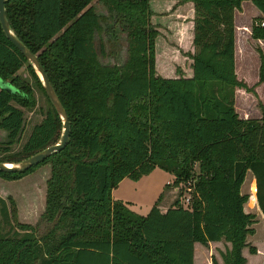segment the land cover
<instances>
[{
	"label": "trees",
	"instance_id": "trees-1",
	"mask_svg": "<svg viewBox=\"0 0 264 264\" xmlns=\"http://www.w3.org/2000/svg\"><path fill=\"white\" fill-rule=\"evenodd\" d=\"M178 1L194 7L192 76L156 71L159 31L150 0H5L10 27L37 54L70 131L65 146L39 163L0 170L10 180L50 165L40 215L45 233L18 219L12 196L0 195V264H194V242L212 240L230 242L221 252L224 264H245L244 246L256 252L246 242L255 214L244 209L249 195L241 186L251 170L264 214V103L255 90L264 81V50L256 46L258 79L248 84L235 69L234 12L244 0ZM250 1L261 12L251 20V36L264 39L258 24L264 0ZM23 64L32 80L19 73ZM0 78L14 88H0V129L7 133L0 161H18L55 143L59 114L1 24ZM34 87L48 106L21 148L7 152L24 128L22 107L36 103ZM236 88L255 96L259 116L239 114ZM156 166L173 181L146 214L112 197L125 176L137 179ZM188 179H194L191 207L179 203L177 188ZM166 191L173 194L167 205Z\"/></svg>",
	"mask_w": 264,
	"mask_h": 264
},
{
	"label": "rangeland",
	"instance_id": "rangeland-1",
	"mask_svg": "<svg viewBox=\"0 0 264 264\" xmlns=\"http://www.w3.org/2000/svg\"><path fill=\"white\" fill-rule=\"evenodd\" d=\"M176 4H183L182 2ZM97 5V4H96ZM182 7L184 6L181 5ZM171 7V5H170ZM97 10L99 12H104L103 8L101 6H97ZM183 11L182 14L180 12H172L171 10H164L162 9L161 12L156 13V17L154 18L156 21H159L157 25H159L162 28L161 36L159 38L160 41V51L162 52V56H165V53L168 46L166 47L165 44H169L170 46V52H171V58L165 57V60L161 61L163 63L161 68H163L164 71H170L172 76L180 75L182 72L180 70H183V73L186 74L187 71H189L190 66V58L186 52L190 51L191 45L189 44L190 41V35H189V28H190V20L192 19L193 11L192 8H185L183 7L181 9ZM174 29L179 30L181 33V37L179 38V42L177 39L176 33H174ZM183 32V33H182ZM185 37V38H183ZM119 39L122 44V48L120 50L121 58L124 57V46H125V39L124 34H119ZM177 39V40H176ZM96 45L98 44V41H95ZM182 43V44H181ZM182 45V46H181ZM256 46H259L257 42L251 41L249 39V44L247 49H241L239 47V52L242 54V52H246V59L248 61L247 66V79L250 83H252L253 79L257 78L258 75V67L255 65L254 57L255 55ZM257 52V51H256ZM111 59V57H104L103 60ZM159 67V71L161 69ZM158 72V70H157ZM19 73L25 76L28 80H32L30 73L28 69L26 68L25 64L21 66L19 69ZM159 73V72H158ZM168 77V76H167ZM2 86L0 85V88ZM8 90H13V86H7L5 87ZM34 97H35V105L33 107L27 108L22 107L24 110V118H25V124L24 128L22 130L21 136L18 141L12 143L9 147L10 150L7 152H14L21 148L23 142L27 138L28 134L30 133L33 125L37 122H39L43 117V111L48 106V101L45 97V95L39 90L37 87H34ZM242 104H245V101H242ZM250 106V111H254L252 113H249V116H259L260 110L259 108H256V100L251 101L248 103ZM243 106V105H242ZM242 107H240L241 109ZM242 110V109H241ZM6 131L0 130V143L6 139ZM2 150H0V155L3 154ZM50 174V165L45 164L42 165L33 172H30L26 175H24L21 178L18 179H4L0 177V195L7 199V197L10 195L14 198L16 205H17V211H18V219L23 222H29L35 226V232L38 235H41L45 233L48 224L46 221H44L40 215L44 209V194L45 186H46V179ZM254 176L251 170H248L245 175L244 182L241 186V191L244 193H247L249 195V202L248 200L245 202V205L247 209H249V206H254L255 201L254 197L252 196L251 188L254 183ZM172 180V173L156 166L152 171H150L147 174L142 175L141 177L134 179L129 176H125L122 180L118 182V184L113 188L112 193L113 196L116 199H124V201L131 205V209H136L137 211H140L144 214H146L151 206L153 205L154 201L156 200L159 193L162 191L163 186L165 183H168ZM256 193V190H255ZM166 198L164 199V204L167 205L171 202L173 198V194L169 191L165 192ZM254 198V199H253ZM248 203V204H247ZM255 214V213H254ZM256 217V214H255ZM256 220L254 222L255 226L254 231L257 228V231L254 235L251 236V234L248 235L249 239L251 238L256 244L264 249V219L255 218ZM256 227V228H255ZM264 253V250L262 251ZM209 256V255H208ZM213 258L216 260L214 255H212V260L210 257V260L212 261V264H215L213 261ZM223 261V259H222ZM200 261L197 260V263ZM218 264V263H217ZM224 264V262H223Z\"/></svg>",
	"mask_w": 264,
	"mask_h": 264
},
{
	"label": "crops",
	"instance_id": "crops-1",
	"mask_svg": "<svg viewBox=\"0 0 264 264\" xmlns=\"http://www.w3.org/2000/svg\"><path fill=\"white\" fill-rule=\"evenodd\" d=\"M176 2H182L184 4L183 7L185 8H192V19L190 20V28H189V35H190V41H189V44H192V38H193V16H194V7H193V2L192 1H178V0H150V6H151V9L153 11L152 15H151V20L154 24H158L159 21H156L154 18L156 17V13L157 12H161L162 9L164 10H171L172 9V12H180V14L183 13V11H181V9L183 8L181 5L183 4H176ZM171 5V7H170ZM261 12L260 10L250 1V0H244L242 3H241V9L240 10H236L234 12V22H235V69H236V73H237V76L239 78H242L244 79L248 84H251L249 82V80L247 79V75H248V71H247V66H248V61L246 59V55L245 53L246 52H242V54L238 53L239 51V47L241 49H247L248 47V44H249V39L251 41H256L255 38H253L251 36V33H250V29H249V26L251 24V20L254 16H258L260 15ZM156 24V27L158 29V35L156 36V39H155V65H156V71L158 70L159 74L163 75V76H168V77H173L170 73V71H164L163 68H161L162 64L161 61L165 60V57L166 59L167 58H171V52H170V46L169 44H165V46L167 48L166 52L165 53V56L163 57L162 56V52L160 51V41H159V38L161 36V32H162V28ZM174 33H176L175 35H177V39L178 41H176L177 43L179 42L180 44V41H179V38L181 37V33L179 30L176 31V29H174ZM183 33V32H182ZM185 38V37H183ZM176 39V40H177ZM182 44V43H181ZM182 46V45H181ZM194 51V47H193V44L191 45V49L190 51H187V54L190 58V66H189V71H187L186 74L183 73V70L182 71L180 70V72H182L181 74H183L184 76H192L193 75V69L191 67V64H192V58L190 57V54L189 53H192ZM255 51V55L257 54L256 57H254V60H255V65L256 67L259 66V54L258 52H256L257 50H254ZM159 67L161 68L159 71ZM178 76V75H177ZM258 79V75H257V78L253 79L252 83H254L255 81H257ZM255 90L256 92L258 93L259 97L261 98L262 102L264 103V81L262 82H259L258 84H256L255 86ZM256 100L255 96L251 93V92H248L246 90H244L243 88H236V96H235V106H236V109L237 111L239 112V114L241 116H248L249 113H252L254 112L253 110L250 111V106L248 105V103H250L251 101H254ZM242 101H245V104H242ZM243 105V106H242ZM240 107H242L240 109ZM254 179V183L253 185H256L255 183V178ZM253 185H252V188H251V192H252V196L255 198L254 201H255V205L252 207L250 205L249 206V209H247L246 205L244 204V209L246 211H250V212H253L256 214V217L255 218H262L264 219V214L261 212L260 208H259V205L257 203V200H256V195L255 193H253L252 189H253ZM45 190H46V186H45ZM113 190V189H112ZM44 194V202H45V191L43 192ZM112 197L115 198L113 196V193H112ZM121 200L124 201V199L120 198ZM125 202V201H124ZM126 203V202H125ZM127 204V203H126ZM248 204V203H247ZM130 208H132L131 205H128ZM138 213H141V214H144L140 211H137L136 209H132ZM256 220V219H255ZM255 223L256 222H253L251 224V226L253 227V225L255 226ZM254 228V227H253ZM256 228V227H255ZM257 231V228L255 229L254 233L251 234L254 235ZM249 235V234H248ZM247 235V238H246V242L247 243H250L251 245H254L256 247V252L254 253H251L249 252L248 250V246H244L242 248V253L243 255L246 257V262L245 264H264V253H262V248H260V246L258 244H256L251 238L249 239ZM231 244L229 241H225V240H212V241H208L207 244H203L199 241H195L194 244H193V263L194 264H198L197 263V260H199L200 264H212V255L215 256V258L217 259V263L218 264H223V261H222V256H221V252H224L227 248H230ZM209 255V256H208ZM210 257H211V260H210Z\"/></svg>",
	"mask_w": 264,
	"mask_h": 264
},
{
	"label": "water",
	"instance_id": "water-1",
	"mask_svg": "<svg viewBox=\"0 0 264 264\" xmlns=\"http://www.w3.org/2000/svg\"><path fill=\"white\" fill-rule=\"evenodd\" d=\"M5 0H0V24L5 35L12 41L14 45L20 50V52L24 55V57L32 64L36 73L38 74L42 86L49 100L53 104L55 110L59 114L62 123V129L59 139L50 145L36 151L35 153L26 156L18 161H0V170L4 171H22L28 169L30 166L39 163L45 157L49 156L51 153L61 150L68 141L69 131H70V123L68 114L66 112L65 107L63 106L61 100L59 99L54 87L52 86L48 75L46 74L42 64L40 63L37 54L32 52L30 48L18 38V36L14 33L12 28L10 27L9 21L6 17L5 12ZM0 85L2 87H7L9 84L8 81L0 78ZM4 130V129H0ZM6 131V130H4Z\"/></svg>",
	"mask_w": 264,
	"mask_h": 264
},
{
	"label": "built area",
	"instance_id": "built-area-1",
	"mask_svg": "<svg viewBox=\"0 0 264 264\" xmlns=\"http://www.w3.org/2000/svg\"><path fill=\"white\" fill-rule=\"evenodd\" d=\"M258 24L264 26V19H261L258 21ZM257 44L264 50V39L262 38H255ZM194 179H188L184 182H181L179 184V187L177 188H180L181 190V194L179 196V203L183 206H186V207H191L190 204H191V195L193 193V189H194V184H193V181ZM173 181V178L170 182L168 183H172Z\"/></svg>",
	"mask_w": 264,
	"mask_h": 264
}]
</instances>
